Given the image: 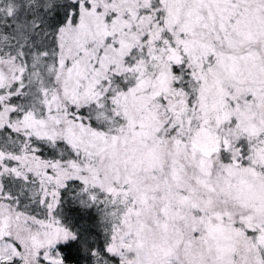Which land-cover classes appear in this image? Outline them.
I'll use <instances>...</instances> for the list:
<instances>
[{"label": "snow or ice", "instance_id": "6c2138e0", "mask_svg": "<svg viewBox=\"0 0 264 264\" xmlns=\"http://www.w3.org/2000/svg\"><path fill=\"white\" fill-rule=\"evenodd\" d=\"M0 264H264V0H0Z\"/></svg>", "mask_w": 264, "mask_h": 264}]
</instances>
